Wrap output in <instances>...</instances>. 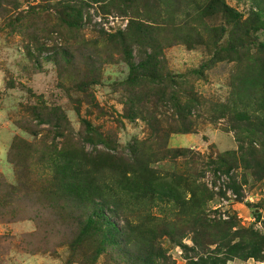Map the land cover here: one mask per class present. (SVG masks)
<instances>
[{
  "label": "rangeland",
  "instance_id": "374dc122",
  "mask_svg": "<svg viewBox=\"0 0 264 264\" xmlns=\"http://www.w3.org/2000/svg\"><path fill=\"white\" fill-rule=\"evenodd\" d=\"M263 5L0 0V264H140L139 230L164 221L185 234L179 244L158 239L168 264L222 258L216 244L193 243L180 220L195 215L264 234V119L234 111L248 99L264 118ZM125 48L134 64L154 55L156 77L127 85ZM173 90L182 104L187 90L201 102L188 131L177 129ZM131 103L138 117L127 115ZM223 107L231 110L221 115ZM155 174L179 183L185 199L198 185L205 204L182 213L129 196ZM108 188L114 195L93 192Z\"/></svg>",
  "mask_w": 264,
  "mask_h": 264
},
{
  "label": "trees",
  "instance_id": "16d2710c",
  "mask_svg": "<svg viewBox=\"0 0 264 264\" xmlns=\"http://www.w3.org/2000/svg\"><path fill=\"white\" fill-rule=\"evenodd\" d=\"M93 1L98 2L99 0ZM258 9L260 15L264 16V5ZM79 14L80 13H78V17H76V19L71 22L72 24L78 25L77 21L79 19ZM127 38V34L125 36L121 35V44L123 48L128 45ZM150 39L151 38H149V40ZM152 41L155 42L154 39H152ZM124 53L129 57L127 62L130 66L129 76L127 77L126 81L127 85L136 84L140 77L149 79H154V77H156L155 69L157 68V58L154 55L149 54L144 60L141 59L138 64H134V62L130 59L129 49L125 48ZM62 54L66 59L74 58L68 49L62 50ZM57 56L58 54L55 53V57ZM54 60H56V58ZM57 63L59 62L57 61ZM138 74L141 76L139 77ZM175 92L176 90H173L172 95L170 93L169 100H171L173 104L171 107H173L172 109L174 117H177L180 122L177 129L188 131L192 125L191 117L196 115L195 111L198 110L201 102L194 96V94H192L191 91L187 90L186 96L188 98V102L182 104L178 99H176V96L173 95ZM162 96L164 95L162 94L159 97ZM262 99L264 103V96L261 98V100ZM247 100L248 99L241 100V102H239V108L241 110L237 112L234 109V111L240 116H243V119L254 118V120L262 122L264 118L259 114H255V108L253 111H250L249 107H251V104H249ZM133 104L131 103L127 114L130 118L138 117L143 111L142 107L137 105L138 103L134 105V107ZM223 108L224 109H222L221 115H224L228 110H231L228 109V107ZM214 110L217 111L216 109ZM215 118L216 116L212 113L210 117L211 121H214ZM86 125L88 127L87 123ZM166 178L167 177L160 175L157 176V174L152 175L144 180L145 184H136V188L132 190L129 196H134L137 199L148 198L151 202L155 203V205H157V201H165L168 204L172 202L174 207H179L182 210V213H193L194 207H196L198 204H205V197L201 195L203 192L200 190L198 185H195L196 187L187 188L190 197L185 199L184 190L178 186L179 183L172 184L170 181L166 180ZM110 191L111 190L109 188L108 190H93L94 193H103V195H107V197L108 195H114ZM129 200V198L124 202L119 200L118 203L120 205L122 202V206H124L128 204ZM99 215H101L102 218H106L105 214ZM180 221L186 225L190 224L189 231L192 234V240L195 246H197L199 249H204V247H209L210 245L216 244L218 251L223 254L222 258H220L217 254L216 256H209L208 258L210 261H204V264H225L228 260L235 257L242 259L256 258L259 260L264 258V234L260 235L251 228L249 229L237 226L236 222H232L229 219L214 221L205 217V215L202 219L199 217V215H195L188 219L183 218ZM107 222L108 227L105 230L108 236H112L114 235L112 230H115L116 227L115 223L109 220ZM173 226V223H167L164 221L163 224H160L156 229L148 227L145 230H139L140 235L138 237L137 251L132 253L134 260L139 261L140 264H168L170 258L169 256L167 257L166 250L163 249L162 244L158 239L166 236L174 244H179L181 243L183 237H185V234L181 235V230L175 231ZM134 229L138 230L139 227L135 226ZM182 231H184V227ZM127 233L128 232L122 230V237L125 238ZM179 235H181L180 237L182 239L177 238ZM156 241H158V244ZM193 264H197V262H194Z\"/></svg>",
  "mask_w": 264,
  "mask_h": 264
}]
</instances>
